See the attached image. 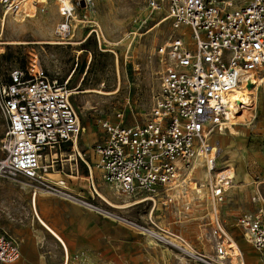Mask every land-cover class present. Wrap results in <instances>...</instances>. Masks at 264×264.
<instances>
[{
    "label": "built area",
    "instance_id": "2783aa9c",
    "mask_svg": "<svg viewBox=\"0 0 264 264\" xmlns=\"http://www.w3.org/2000/svg\"><path fill=\"white\" fill-rule=\"evenodd\" d=\"M50 1L0 0L2 25L9 14L28 15V7ZM55 1L61 16L56 26L59 38L71 37L78 22L85 23L90 26L86 40L93 34L102 50L113 51L102 48V30L90 18L94 0ZM145 1L151 12H164L162 19L170 20L179 30L157 51L166 63L159 72L150 118L130 125L122 122L124 113L119 112L118 122L101 120L103 133L93 148L96 161L92 164L80 156L89 171L92 192L85 196L49 183L48 193L104 215L106 210L95 201L97 196L104 200L96 191V168L118 194L151 200L152 211L158 200L167 207L182 204L184 213L205 202L203 218L209 225L206 236L211 255L196 250L177 231L157 224L155 228L140 226L126 218L124 223L136 225L159 245L177 253L185 264H246L232 233L236 230L264 264V197L256 192L252 196L255 208L238 213L231 224L224 219L221 205L234 175L213 174L220 146L211 141L214 133L228 128L229 93L264 76V0ZM79 9L84 12L83 19H78ZM72 94L66 83L48 75L34 52H29L25 67L10 69L6 77L0 74V110L7 120L0 178L24 175L42 181L46 171L64 169L71 158L64 155L78 151L82 133ZM202 165L210 175L204 197L199 195L204 185L194 179ZM191 191L197 199L190 196ZM21 255L20 239L0 227V264H14Z\"/></svg>",
    "mask_w": 264,
    "mask_h": 264
},
{
    "label": "rangeland",
    "instance_id": "374dc122",
    "mask_svg": "<svg viewBox=\"0 0 264 264\" xmlns=\"http://www.w3.org/2000/svg\"><path fill=\"white\" fill-rule=\"evenodd\" d=\"M90 12V18L98 23L105 38L106 45L103 38L102 48L112 49L114 52L102 50L93 34L86 40L90 26L85 23L78 22L71 37L64 40L59 38L56 35V26L61 21V16L59 4L55 0L44 5H34L28 15L9 14L3 25L0 11V74L6 77L10 69L25 67L29 52L38 54L48 75L60 83H66L73 91L71 99L82 124L79 150L89 160L94 145L100 138L101 120L105 118L118 122L119 112L124 113L122 122L130 125L143 124L150 118L153 97L158 90L159 72L166 63L157 51L170 37L179 33L170 20L162 19L164 12H151L145 0H94ZM83 14V10L79 9L78 19H83ZM190 38L188 34L187 39ZM80 50L82 52L78 53ZM253 104L257 108L241 117L237 120L239 124L234 125L237 135L232 133L233 125L228 124L225 131L211 136L214 144L221 143V153L213 174L223 172L230 166L234 175L221 205L222 216L230 224L238 213L252 208V196L256 192L259 191L264 197V77L258 82L257 98ZM251 121L253 122L250 123ZM6 129L7 120L0 110V158L5 154L3 139ZM70 153L72 151L64 157L69 159ZM63 170L76 175L87 173L80 156L68 162ZM209 176L206 166L197 167L194 179L199 185H204L200 197L206 195ZM49 177L61 179L58 174ZM49 186L47 182L33 180L24 175L0 178V227L15 231L24 244L28 243L30 250L39 252L43 259L40 264L61 262L57 260L55 238L40 225L33 210L35 197L37 205L42 196L62 199L42 191L50 190ZM100 186L101 192L113 204L125 205L133 200L118 194L105 184ZM194 186L193 183L192 187ZM189 194L194 198L197 196L192 191ZM95 201L104 210L137 225L155 228L157 224L177 231L196 250L212 254L211 243L206 236L209 225L207 218H203L205 202L195 205L192 212L184 213L182 204L178 207H167L158 200L152 214L151 200L127 208L113 207L98 196ZM91 212L101 215L104 222L112 226L109 227L117 234L113 242L114 248H106L108 242L104 240V261H70V264L183 263L178 260L180 256L177 253L163 249L164 246H159L152 237L142 233L134 224H126ZM116 243L120 244L119 249L123 251L117 252ZM245 262L257 264V261Z\"/></svg>",
    "mask_w": 264,
    "mask_h": 264
},
{
    "label": "crops",
    "instance_id": "0c3cea01",
    "mask_svg": "<svg viewBox=\"0 0 264 264\" xmlns=\"http://www.w3.org/2000/svg\"><path fill=\"white\" fill-rule=\"evenodd\" d=\"M255 108L257 107L254 106L251 110ZM99 127L101 137L103 129L101 128L100 123ZM219 146L221 148L220 142ZM95 161L96 156L93 150L90 162L93 164ZM86 170L87 173H78L77 175L68 173L66 182L69 189L71 188L72 190L81 194L84 192L83 195L89 196V194L92 192L90 187L91 180L89 179L90 176L87 167ZM54 174L60 175L59 173ZM93 179L96 190L100 195H102L104 199H106L107 197L99 189V187H101L100 185L105 184L109 186L104 182L102 171L94 168ZM129 199H133L132 202L129 203L137 202L136 204H138L144 202H140L136 198ZM35 204L38 214L37 220L39 221V219H42L45 222L46 226L42 225L39 221L40 225L43 226V228H45L55 238V242L57 243V260L61 261L58 264H70V261H104V240L108 242L106 248L109 246H113L114 248L113 242L116 240L117 234H114V230L109 227L111 225L108 224V222H104V217L101 215L93 213L81 206L75 205L74 203L55 197L42 196L38 199V205L37 202H35L34 205ZM204 208L206 210V206H204ZM253 208H255V204L252 203L251 209ZM154 211H152V214ZM204 212L206 213V211ZM8 230L20 239L21 251L23 252L21 258L14 264H40V261H43V259L39 256V252L30 250L28 248V243L26 242L24 244L21 236L18 233L10 229ZM232 233L237 239L238 247L244 252L245 261H257V264H259L261 261L260 256L253 249V247L239 235L238 231L234 230ZM119 246L120 244L116 243L117 252L119 250L123 251V249H119ZM159 246L163 247L162 245ZM163 249L171 251L166 247H163ZM178 260L182 261V264H185L184 259L181 257Z\"/></svg>",
    "mask_w": 264,
    "mask_h": 264
},
{
    "label": "bare ground",
    "instance_id": "6f19581e",
    "mask_svg": "<svg viewBox=\"0 0 264 264\" xmlns=\"http://www.w3.org/2000/svg\"><path fill=\"white\" fill-rule=\"evenodd\" d=\"M32 9H34V5L28 7L27 12L28 13L31 12ZM163 20H165V19H163ZM46 42L60 43L58 41L57 42L56 41H46ZM81 52H82L81 50L78 51V53H81ZM38 69H40V68L38 67ZM262 77H264V76L252 78L251 81L246 82L248 84L244 85L243 87H238L229 93L228 99H229V102L231 103V112L229 114L230 121L228 124L233 125L232 133H235V134L237 133V130L234 128V125L239 124V123H237V120H239L241 117H245L248 113H250L251 109L254 107L253 101L257 98L258 82H260V78L262 79ZM249 84H251V85L253 84V85L250 86ZM100 92H103V91H100ZM104 93H105V91H104ZM220 153H221V148H220ZM77 156L83 157V154L79 150V147H78V151L75 152V154H73V153L71 154L70 159L75 160ZM54 173H59L61 175V179H54V178L49 177V175H54ZM220 174L222 176L226 175V174H230L231 176H233L232 168H230V166H229V169H226L225 171L221 172ZM67 176H68V173L65 172L64 170H59V169L48 170L43 175L42 181L50 183L52 185H56L63 190H67V189H69L67 186V182H66ZM42 191H45L48 193V190H42ZM97 193H98V191H97ZM36 195H37V191H36ZM99 196L102 197V195H100V194H99ZM104 200L107 201L108 199L107 200L104 199ZM34 201L36 202V197L34 198ZM108 201H107V203L109 205H111L113 207H119V208L131 207L137 203V202H134V203H128L125 205H116V204H113L112 202H110V201L108 202ZM33 209L35 211V216L38 219L36 204L35 205L33 204ZM104 215L108 216V217H112V218L120 220V221H123V222L126 221V219L124 217H121V216L116 215L114 213H112V214L110 212L108 213V211H104ZM39 221L42 225L46 226L45 222L42 219H39ZM53 235H55V234H53ZM59 239H60V237H59Z\"/></svg>",
    "mask_w": 264,
    "mask_h": 264
},
{
    "label": "water",
    "instance_id": "95a60500",
    "mask_svg": "<svg viewBox=\"0 0 264 264\" xmlns=\"http://www.w3.org/2000/svg\"><path fill=\"white\" fill-rule=\"evenodd\" d=\"M250 86H252L251 84H249Z\"/></svg>",
    "mask_w": 264,
    "mask_h": 264
}]
</instances>
